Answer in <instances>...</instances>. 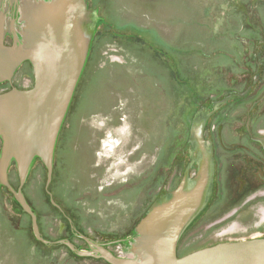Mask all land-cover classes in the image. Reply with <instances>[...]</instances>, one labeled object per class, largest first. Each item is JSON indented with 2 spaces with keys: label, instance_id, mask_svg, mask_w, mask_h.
<instances>
[{
  "label": "flooded vegetation",
  "instance_id": "flooded-vegetation-1",
  "mask_svg": "<svg viewBox=\"0 0 264 264\" xmlns=\"http://www.w3.org/2000/svg\"><path fill=\"white\" fill-rule=\"evenodd\" d=\"M33 1L36 0H0L3 47H23V10ZM208 10L212 16L211 23L205 25L206 34L191 39L188 76L176 69L175 60L181 57L179 47L159 35L158 29L156 32L140 26L135 33L130 29L125 38L131 54H136L140 62H152L157 72L165 70L164 75L174 86L178 127L168 162L164 161L163 143L158 145L152 167L148 168L142 156L140 177L130 175L121 183L110 178L98 189L96 184L93 192L97 194V204L83 200L82 193L80 201L58 199L49 184L39 198L40 208L26 194L28 178L20 186L19 177L14 183L8 170L10 185L22 192L36 217L39 237L32 215L0 183L12 196L9 204L13 214L8 215L7 223H12V235L8 236L14 243L0 246V264H11L3 259L4 251L13 254V264H111L101 249L116 257L138 260L132 251L139 236L138 222L154 206L166 201L182 180L191 186L201 171L207 177L204 204L180 235L177 255L189 253L186 250L191 245L197 250L221 241L264 238V0H211ZM96 19L92 16L91 24ZM94 36L95 33L93 40ZM169 55L174 58L171 69L165 65ZM34 83V65L25 59L8 78L0 80V94L28 91ZM156 94L152 102L157 104L161 97L160 103H165L163 94ZM134 95L141 100L146 97L143 91ZM181 109L188 110L189 119L183 144ZM69 110L70 107L64 120ZM146 142L141 137L129 158L144 154ZM58 147L57 139L53 175ZM3 149L0 135V158ZM150 190H158L153 198ZM100 221L109 224L101 227ZM0 232L1 239L4 233ZM186 236L193 243L184 245Z\"/></svg>",
  "mask_w": 264,
  "mask_h": 264
},
{
  "label": "rangeland",
  "instance_id": "rangeland-1",
  "mask_svg": "<svg viewBox=\"0 0 264 264\" xmlns=\"http://www.w3.org/2000/svg\"><path fill=\"white\" fill-rule=\"evenodd\" d=\"M86 2L92 16L98 18L97 25L91 28L95 33L91 48L95 50L90 52L91 56L80 85L59 133L57 167L50 189L52 188L54 197L58 199L76 202L80 201L82 193L83 200L97 204V194L93 192L96 184L98 189L102 183L111 180L110 178H114L115 183H121L130 175L140 177L138 168L142 165V156L146 158L148 168L152 167L157 158L158 145L163 143L164 161L167 163L174 143L175 127H178V123H175L177 108L173 104L174 86L164 75L167 74L165 70L157 72L152 62H140L136 54L127 50L124 42L130 29H133L134 33L140 26L151 27L155 31L158 29L159 35L179 47L181 57L175 60L176 69L182 76H188L191 39L206 34L205 25L211 23L212 15L208 10L211 0ZM149 34L143 36L150 39ZM173 60L172 55L166 56L165 65L172 67ZM179 60L180 63L177 62ZM116 68L125 71L122 73L123 78L125 75L127 80L123 81L126 82L123 84L126 85V90L120 88V93L112 94L110 101L114 104V109L107 114L103 113L107 111L105 100L98 101L99 92L108 91V72ZM165 68L167 70V67ZM142 91L146 97L137 99L134 93L139 94ZM158 91L163 94L165 103H160L161 97L157 104L152 102L155 101L153 99L158 95ZM93 105L98 113L94 112ZM188 130V110L181 109L182 144L187 138ZM141 137L147 139L144 154L137 153L129 158L136 145L139 146ZM27 178L26 194L40 208L39 198L42 197L45 186V173L39 162L30 168ZM177 182L173 187L177 186ZM14 183H18V177ZM157 191L150 190V198H153ZM11 198L6 188L0 185V231L4 233L0 246L14 245L9 237L12 235L10 230L13 228L9 227L12 223H7L8 215L13 214L9 204ZM98 223L101 227L109 224L107 221ZM183 241L184 245L193 243V239L187 236ZM195 248L196 246L191 245L186 251L191 252ZM3 255L4 260L8 259L7 261L13 264L12 253L4 251Z\"/></svg>",
  "mask_w": 264,
  "mask_h": 264
},
{
  "label": "water",
  "instance_id": "water-1",
  "mask_svg": "<svg viewBox=\"0 0 264 264\" xmlns=\"http://www.w3.org/2000/svg\"><path fill=\"white\" fill-rule=\"evenodd\" d=\"M92 13L86 0H36L23 10V47L0 44V80L8 78L23 60L35 69L32 89L0 94V183L7 186L24 209L36 217L22 192L9 183L10 161L15 159L20 186L38 156L46 170V188L53 177L56 142L92 44ZM207 177L199 172L195 182L185 180L164 202L154 206L137 224L139 236L132 251L138 260L116 257L101 249L111 264H264V238L221 241L177 255V243L185 227L204 204Z\"/></svg>",
  "mask_w": 264,
  "mask_h": 264
},
{
  "label": "crops",
  "instance_id": "crops-1",
  "mask_svg": "<svg viewBox=\"0 0 264 264\" xmlns=\"http://www.w3.org/2000/svg\"><path fill=\"white\" fill-rule=\"evenodd\" d=\"M91 47H90V50H89V54H88V57H87V61H86L85 66L83 68L82 74H81L80 79L78 81V84L76 86V89H75V92H74L73 97L76 95V90L78 89V87L80 85V81H81L83 72H84L85 67H86V65L88 63V59L91 56L90 52H91V50H95V49H92ZM120 67H122V66H120ZM123 71L124 70L122 68H116V69L111 70V71L108 72V75H109V77H108V84H109L108 91L107 92L102 91V93L99 92V99H98V101L102 100V102L105 100V103L107 105V107H106L107 111L106 112H103V113L110 114V112L112 111V109H114V104H112L111 101H110V97L112 96V94L115 95L117 93H120L122 91V90H120V88H124V90H126L125 89V86L126 85H123V84L126 83V82H123L124 79L126 80L125 75H124V78H123V73H122ZM122 85H123V87H121ZM98 101L95 104H97ZM94 105H93L94 112H97V111H95Z\"/></svg>",
  "mask_w": 264,
  "mask_h": 264
},
{
  "label": "trees",
  "instance_id": "trees-1",
  "mask_svg": "<svg viewBox=\"0 0 264 264\" xmlns=\"http://www.w3.org/2000/svg\"><path fill=\"white\" fill-rule=\"evenodd\" d=\"M88 8H89V7H88ZM97 19H98V18H97ZM97 19H96V21H95L94 23L90 24L92 29H93V27H95V26L97 25V23H98V20H97ZM91 21H92V20H91ZM92 40H93V39H92ZM92 42H93V41H92ZM91 45H92V44H91ZM69 107H70V105H69ZM37 162H39V164L42 166L43 171H44L45 176H46V170H45V168H44V166H43V163H42L41 159H40L38 156H35V157L33 158L32 162H31V166H30V168H31L32 166H34ZM16 169H17L16 161H15V159H12V160L10 161L9 172H10V177L15 178L14 180H16V178L18 177Z\"/></svg>",
  "mask_w": 264,
  "mask_h": 264
}]
</instances>
